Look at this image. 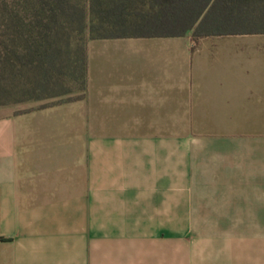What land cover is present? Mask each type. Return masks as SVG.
<instances>
[{
  "label": "crops",
  "instance_id": "1",
  "mask_svg": "<svg viewBox=\"0 0 264 264\" xmlns=\"http://www.w3.org/2000/svg\"><path fill=\"white\" fill-rule=\"evenodd\" d=\"M84 52L79 100L0 116V264H184L185 225L264 264V34Z\"/></svg>",
  "mask_w": 264,
  "mask_h": 264
},
{
  "label": "trees",
  "instance_id": "2",
  "mask_svg": "<svg viewBox=\"0 0 264 264\" xmlns=\"http://www.w3.org/2000/svg\"><path fill=\"white\" fill-rule=\"evenodd\" d=\"M70 34L85 42L264 34V0H0V107L49 96Z\"/></svg>",
  "mask_w": 264,
  "mask_h": 264
},
{
  "label": "rangeland",
  "instance_id": "3",
  "mask_svg": "<svg viewBox=\"0 0 264 264\" xmlns=\"http://www.w3.org/2000/svg\"><path fill=\"white\" fill-rule=\"evenodd\" d=\"M82 37L83 38L79 39V37H76L75 34H70L69 48L67 50L68 55L63 69L64 76L61 77L59 81L54 82L51 85L50 90L47 92L49 95L47 98H39L16 105L0 107V116L6 115L9 112L17 114L23 112L26 109L49 106L59 101L79 100V98L82 96L81 86L83 71L80 60L81 51H83L82 49L85 45V36L82 35ZM38 95H40V93ZM183 232L184 240L182 245L174 244V248L182 249L184 251V264H192V255L195 249V245L193 244L192 240V227L190 225H185L183 227Z\"/></svg>",
  "mask_w": 264,
  "mask_h": 264
}]
</instances>
